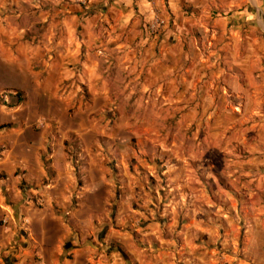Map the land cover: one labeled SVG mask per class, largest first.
<instances>
[{
	"label": "crops",
	"instance_id": "0c3cea01",
	"mask_svg": "<svg viewBox=\"0 0 264 264\" xmlns=\"http://www.w3.org/2000/svg\"><path fill=\"white\" fill-rule=\"evenodd\" d=\"M1 93L0 264H264V0H0Z\"/></svg>",
	"mask_w": 264,
	"mask_h": 264
},
{
	"label": "built area",
	"instance_id": "2783aa9c",
	"mask_svg": "<svg viewBox=\"0 0 264 264\" xmlns=\"http://www.w3.org/2000/svg\"><path fill=\"white\" fill-rule=\"evenodd\" d=\"M150 1H153V0H150ZM81 4H85V3L82 1ZM164 26H165V21L155 16L146 25V30L149 34L155 36L161 33ZM9 101H10V98L7 93L0 94V103L3 107H7L9 105ZM0 223L2 225H5L7 221L5 219H0Z\"/></svg>",
	"mask_w": 264,
	"mask_h": 264
},
{
	"label": "rangeland",
	"instance_id": "374dc122",
	"mask_svg": "<svg viewBox=\"0 0 264 264\" xmlns=\"http://www.w3.org/2000/svg\"><path fill=\"white\" fill-rule=\"evenodd\" d=\"M173 132H174V128L170 127L169 128V131H168V135L170 137L173 136V134H174ZM138 145H140V144H138ZM169 145H171V143ZM132 146L136 148L137 144L135 145V143L133 142L132 143ZM174 162H175V160H172L171 161V163H174ZM206 165H208V164L207 163H205V164L202 163L201 164L202 169L200 171L201 173L199 175V178H202L205 182H207V181H211L212 183L215 182L213 184H215V187L214 188L218 190V192H219L218 194L225 195V191L221 190V187L218 185L217 180L214 179L213 176L211 178L209 175H207V169H206L207 166ZM201 186L204 188V191L207 193L204 183H201Z\"/></svg>",
	"mask_w": 264,
	"mask_h": 264
},
{
	"label": "trees",
	"instance_id": "16d2710c",
	"mask_svg": "<svg viewBox=\"0 0 264 264\" xmlns=\"http://www.w3.org/2000/svg\"><path fill=\"white\" fill-rule=\"evenodd\" d=\"M14 98L17 99V103L20 102V97L18 95H16ZM204 183H205V186L207 187V191H208L209 196L211 197V200L214 201V202H217V199H215L213 197V195H212V190L215 189L214 185L212 184V182L211 181H207V182H204ZM218 183L224 190L232 192L231 189L227 185H225V183L223 181L219 180Z\"/></svg>",
	"mask_w": 264,
	"mask_h": 264
}]
</instances>
